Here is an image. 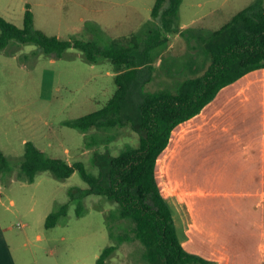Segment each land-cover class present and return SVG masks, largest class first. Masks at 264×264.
Wrapping results in <instances>:
<instances>
[{"label":"rangeland","instance_id":"rangeland-1","mask_svg":"<svg viewBox=\"0 0 264 264\" xmlns=\"http://www.w3.org/2000/svg\"><path fill=\"white\" fill-rule=\"evenodd\" d=\"M254 1L182 0L181 30L169 34L159 19L149 22L156 0H0V15L9 21L22 26L29 5L34 28L62 39L94 41L101 47L116 40L125 47L139 42V49L156 36L162 41L143 66V89L124 102L122 123L87 132L64 121L101 108L113 95L116 67L109 58L91 63L74 47L56 57L35 43L15 40L0 51V150L11 166L0 173V264H97L103 249L116 242L106 221L116 203L92 193L82 200L78 214L79 202L70 200V191L89 187L79 170L65 178L49 170L39 171L33 181L21 178L25 143L33 141L48 156L70 163L82 161L88 173L107 182L111 157L138 146L144 133L139 99L191 84L211 63L208 43L229 37L227 30L214 32ZM133 34L140 37L136 40ZM169 156L164 151L158 159L157 178L162 193L178 208L184 246L196 253H220L225 248L213 241L222 239L234 251H243L245 223L230 218L228 209L213 208V180H203L205 189L186 184L172 173ZM67 202V214L48 227L47 216ZM143 251L138 239L125 241L104 264H150Z\"/></svg>","mask_w":264,"mask_h":264},{"label":"trees","instance_id":"trees-1","mask_svg":"<svg viewBox=\"0 0 264 264\" xmlns=\"http://www.w3.org/2000/svg\"><path fill=\"white\" fill-rule=\"evenodd\" d=\"M181 3L182 0H156L152 10L153 19L149 22L159 19L167 33H179ZM226 30L229 32L227 41L208 43L206 48L211 55V63L191 84L176 92L160 90L145 93L139 99V125L144 133L140 135L138 146L127 147L111 157L107 182L88 173L82 161L70 163L48 156L33 141L25 143L21 178L33 181L42 170L65 178L79 170L89 187L70 191V200L79 202L78 214L83 211L82 200L92 193L116 203V209L106 214L110 236L116 242L103 249L97 264H104L120 244L134 239L143 244L144 256L150 264L211 263L210 259L184 246L175 209L162 193L157 178V163L179 123L200 112L222 87L252 70L264 67V5L261 0H255L237 12L214 33L221 34ZM133 35L136 40L140 37L139 34ZM12 40L35 43L42 51L56 57H62L67 49L74 47L83 51V57L88 62L96 63L101 56L111 60L116 67V90L113 95L101 108L64 121L66 125L83 132L122 123L124 102L129 94L143 89L147 79L143 66L151 61V49L162 42L156 36L153 41L146 42L143 49H139V42L135 46L125 47L116 40L110 46L101 47L94 41L62 39L34 28V14L29 5L22 26L0 15V51ZM86 142L92 143L87 137ZM10 167L7 157L0 150V173ZM68 206L67 202L51 212L46 225L54 226L61 215L67 214Z\"/></svg>","mask_w":264,"mask_h":264},{"label":"crops","instance_id":"crops-1","mask_svg":"<svg viewBox=\"0 0 264 264\" xmlns=\"http://www.w3.org/2000/svg\"><path fill=\"white\" fill-rule=\"evenodd\" d=\"M164 151L176 178L202 188L203 180H213V208L228 209L230 218L245 223L243 251L216 239L224 251L198 253L210 264H264V67L222 87L200 112L179 123Z\"/></svg>","mask_w":264,"mask_h":264},{"label":"bare ground","instance_id":"bare-ground-1","mask_svg":"<svg viewBox=\"0 0 264 264\" xmlns=\"http://www.w3.org/2000/svg\"><path fill=\"white\" fill-rule=\"evenodd\" d=\"M164 156V155H163ZM158 167V166H157ZM161 170V169H160Z\"/></svg>","mask_w":264,"mask_h":264}]
</instances>
